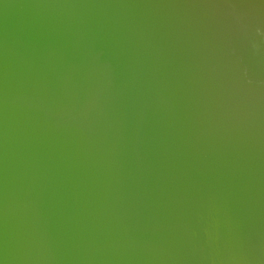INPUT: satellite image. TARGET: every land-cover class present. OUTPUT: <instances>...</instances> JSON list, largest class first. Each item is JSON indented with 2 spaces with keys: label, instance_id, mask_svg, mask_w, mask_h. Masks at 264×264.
Masks as SVG:
<instances>
[{
  "label": "bare ground",
  "instance_id": "bare-ground-1",
  "mask_svg": "<svg viewBox=\"0 0 264 264\" xmlns=\"http://www.w3.org/2000/svg\"><path fill=\"white\" fill-rule=\"evenodd\" d=\"M0 264H264V0H0Z\"/></svg>",
  "mask_w": 264,
  "mask_h": 264
}]
</instances>
